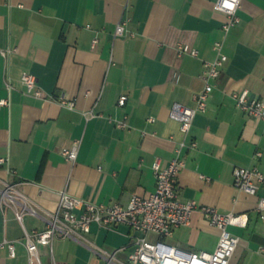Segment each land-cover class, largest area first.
<instances>
[{
	"label": "crops",
	"instance_id": "obj_1",
	"mask_svg": "<svg viewBox=\"0 0 264 264\" xmlns=\"http://www.w3.org/2000/svg\"><path fill=\"white\" fill-rule=\"evenodd\" d=\"M216 2L0 0V100L9 101L0 107V242L17 241L16 257L7 246L0 248V264H30L26 230L47 227L64 189L107 205L150 196L157 188L154 164L169 166L183 141L180 198L222 213H247L246 227L229 226L241 237L230 264H264L259 211L264 185L253 194L235 184L237 167L264 172V119L246 114L233 96L248 89L264 100V0H242L240 23L228 34L227 16ZM122 21H128L127 31L116 35ZM217 40L224 41L228 60L214 81L207 111L196 114L186 136L171 109L176 102L196 106L206 84L205 62L217 57ZM180 44L199 54L180 55ZM25 72L35 74L52 99L29 92ZM122 95L128 96L124 106ZM61 96L74 100L75 108L62 106ZM76 141L79 154L72 163L63 149ZM8 184L13 201L3 198ZM26 206L31 210L20 221L17 210ZM220 233L196 211L190 224L164 241L212 252ZM82 234L88 241L55 239L59 263L129 262L134 237L141 233L127 224L94 223ZM153 235L160 238L153 233L149 238ZM101 250L115 253L116 261L108 263ZM41 252L50 262V248L42 245Z\"/></svg>",
	"mask_w": 264,
	"mask_h": 264
},
{
	"label": "built area",
	"instance_id": "obj_2",
	"mask_svg": "<svg viewBox=\"0 0 264 264\" xmlns=\"http://www.w3.org/2000/svg\"><path fill=\"white\" fill-rule=\"evenodd\" d=\"M242 0H217L216 8L223 11L227 19L223 24V30L228 34L240 23L238 14ZM128 21H122L116 28V35H122L127 31ZM98 39L94 40L96 44ZM217 57L212 61L205 62L203 78L206 81L204 89L195 97L196 106H187L176 102L171 109V116L181 122L183 133L188 136L193 126L194 118L198 112H206L211 92L214 89V81L220 76L223 66L228 60L224 52V41L217 40L214 43ZM179 54L189 53L198 55L199 51L188 44H180ZM5 54V52H4ZM22 81L29 92L42 99H52L40 87L35 74L25 72ZM10 86V84H9ZM238 106L248 115L264 119V100L251 97L250 91L244 89L233 93ZM128 96L122 95L119 104L124 106ZM62 106L75 108L74 100L65 96L58 98ZM7 99L0 100V107L8 105ZM94 115V114H93ZM153 120V118L151 119ZM125 126L124 123H120ZM193 147L197 142H192ZM183 141L176 150V156L167 167H162L157 161L154 164L157 176V188L148 197L134 195L128 205L116 202L110 205L96 203L82 199L71 194L67 189L60 192V203L56 213L52 215L47 227L43 230H26V247L30 264H61L55 259L54 241L57 237H75L88 241L82 234L90 232L94 223L103 227H116L127 224L141 234L134 237L135 249L130 254L129 262L122 264H230L241 241V237L229 230L230 225L246 227L249 221L247 213H222L216 207L203 205L196 200L183 201L179 196L178 178L186 162L182 157L184 147ZM80 143L76 141L71 147L63 149L66 158L75 163L79 154ZM4 161V158H0ZM235 184L249 193H257L261 185H264V172L258 167H237L235 170ZM13 185L8 184L3 191V198L14 200L11 190ZM28 206L17 210V217L23 221ZM196 211H200L221 233L217 248L214 251H190L179 248L164 241L165 237L172 236L174 230L182 225H188ZM259 211L264 219V195L260 199ZM153 233L160 238L156 241L150 240L149 235ZM16 240H4L0 242L1 247H8L12 257L17 256ZM50 248L51 261L45 262L41 252V246ZM106 256L108 263L116 261L115 253L101 250ZM1 257V255H0Z\"/></svg>",
	"mask_w": 264,
	"mask_h": 264
},
{
	"label": "rangeland",
	"instance_id": "obj_3",
	"mask_svg": "<svg viewBox=\"0 0 264 264\" xmlns=\"http://www.w3.org/2000/svg\"><path fill=\"white\" fill-rule=\"evenodd\" d=\"M154 236V237H153ZM152 237H150V240H156V236L155 235H153Z\"/></svg>",
	"mask_w": 264,
	"mask_h": 264
},
{
	"label": "clouds",
	"instance_id": "obj_4",
	"mask_svg": "<svg viewBox=\"0 0 264 264\" xmlns=\"http://www.w3.org/2000/svg\"><path fill=\"white\" fill-rule=\"evenodd\" d=\"M237 2H238V0H237Z\"/></svg>",
	"mask_w": 264,
	"mask_h": 264
}]
</instances>
